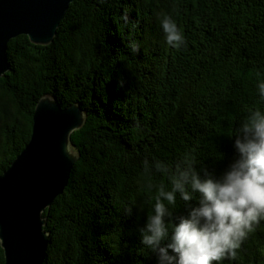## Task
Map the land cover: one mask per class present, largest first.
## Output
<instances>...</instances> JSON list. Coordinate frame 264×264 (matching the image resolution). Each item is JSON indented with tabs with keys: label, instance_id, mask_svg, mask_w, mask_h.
<instances>
[{
	"label": "trees",
	"instance_id": "obj_1",
	"mask_svg": "<svg viewBox=\"0 0 264 264\" xmlns=\"http://www.w3.org/2000/svg\"><path fill=\"white\" fill-rule=\"evenodd\" d=\"M163 14L182 32L178 49L164 43ZM7 57L0 176L27 146L40 99L84 113L70 136L77 161L68 185L42 215L45 264H155L137 231L156 189L168 188L154 162L188 154L219 174L235 127L264 108L254 87L264 70V0H75L52 43L19 36ZM223 264H264V222Z\"/></svg>",
	"mask_w": 264,
	"mask_h": 264
},
{
	"label": "clouds",
	"instance_id": "obj_2",
	"mask_svg": "<svg viewBox=\"0 0 264 264\" xmlns=\"http://www.w3.org/2000/svg\"><path fill=\"white\" fill-rule=\"evenodd\" d=\"M158 20L164 43L180 48L183 35L176 21L168 14ZM255 76L256 95L264 104V70ZM230 139L233 157L219 174L197 169L188 154L171 165H152L167 177L168 188L156 189L151 211L137 231L155 264L233 261L242 241L264 222V108L252 109ZM152 187L145 183L146 190ZM177 199L182 210L173 212Z\"/></svg>",
	"mask_w": 264,
	"mask_h": 264
},
{
	"label": "water",
	"instance_id": "obj_3",
	"mask_svg": "<svg viewBox=\"0 0 264 264\" xmlns=\"http://www.w3.org/2000/svg\"><path fill=\"white\" fill-rule=\"evenodd\" d=\"M73 2L0 0V78L10 71L8 43L26 36L34 45H49ZM83 123L79 105L62 108L50 96L37 103L27 146L0 176L4 264H45L49 240L42 215L68 185L77 161L70 136Z\"/></svg>",
	"mask_w": 264,
	"mask_h": 264
},
{
	"label": "rangeland",
	"instance_id": "obj_4",
	"mask_svg": "<svg viewBox=\"0 0 264 264\" xmlns=\"http://www.w3.org/2000/svg\"><path fill=\"white\" fill-rule=\"evenodd\" d=\"M73 153V152H72Z\"/></svg>",
	"mask_w": 264,
	"mask_h": 264
}]
</instances>
